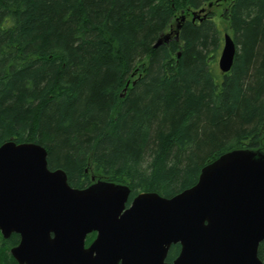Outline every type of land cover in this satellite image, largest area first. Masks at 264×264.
<instances>
[{"label": "trees", "instance_id": "1", "mask_svg": "<svg viewBox=\"0 0 264 264\" xmlns=\"http://www.w3.org/2000/svg\"><path fill=\"white\" fill-rule=\"evenodd\" d=\"M219 4L213 17L236 47L227 74L215 68L214 18L187 21ZM9 140L44 147L71 188L128 186L127 205L191 188L228 152L264 155V0H0V145Z\"/></svg>", "mask_w": 264, "mask_h": 264}, {"label": "water", "instance_id": "2", "mask_svg": "<svg viewBox=\"0 0 264 264\" xmlns=\"http://www.w3.org/2000/svg\"><path fill=\"white\" fill-rule=\"evenodd\" d=\"M204 12H193L192 21ZM170 35L154 47L168 44ZM235 52L224 34L222 74L232 68ZM130 193L108 182L71 188L63 170L48 169L44 147L0 145V231L5 238L20 235L11 251L19 264H263L264 155L228 152L171 198L140 193L127 206ZM91 233L96 238L85 248ZM175 245L179 254L168 263Z\"/></svg>", "mask_w": 264, "mask_h": 264}, {"label": "flooded vegetation", "instance_id": "3", "mask_svg": "<svg viewBox=\"0 0 264 264\" xmlns=\"http://www.w3.org/2000/svg\"><path fill=\"white\" fill-rule=\"evenodd\" d=\"M50 171H54V170H50ZM51 237H53V236L51 235ZM95 238H96V233L88 234L86 236V239H85V245H84L85 248H88L90 246V244L94 241ZM19 243H20V235L15 234V233H11L8 237L5 238L3 236V234L1 233V231H0V255H2V253L6 250V254L10 257L8 259L9 264H19L13 258L12 254H11L12 249L18 247ZM172 247L174 249L175 248L177 249L175 251V253L172 255V257H171L172 258V261H174L176 259V257L178 256V254H179L180 246L179 245L171 246L169 248V250H168V254H169V251H170V249ZM168 254H167L166 262H168L167 259H169ZM171 262H168V263H171Z\"/></svg>", "mask_w": 264, "mask_h": 264}, {"label": "rangeland", "instance_id": "4", "mask_svg": "<svg viewBox=\"0 0 264 264\" xmlns=\"http://www.w3.org/2000/svg\"><path fill=\"white\" fill-rule=\"evenodd\" d=\"M219 6H221V7H219ZM219 6L218 7H216V6H213L212 8H210V10H207V8L206 7H204L205 9H206V11H208V12H213V14L211 15V14H209L208 16H207V14H206V17H207V19H209V18H214V17H216V15H218V14H220L221 12H222V10H223V8L225 7V4H219ZM215 14V16L213 17V15ZM179 17V16H178ZM191 17H188L187 18V21L189 20V21H191ZM214 20L217 22V24H218V27L222 30V34H227L228 33V29H227V27H226V24L224 23V22H221V23H219V21L217 20V18H214ZM223 36V35H222ZM220 50H221V48L219 49V52H218V54H217V57H216V59H215V68H216V70L219 72V74H220V71H219V69H218V58H219V53H220Z\"/></svg>", "mask_w": 264, "mask_h": 264}, {"label": "bare ground", "instance_id": "5", "mask_svg": "<svg viewBox=\"0 0 264 264\" xmlns=\"http://www.w3.org/2000/svg\"><path fill=\"white\" fill-rule=\"evenodd\" d=\"M165 35H170V33H167V34H164L163 36H165ZM163 36H161L160 38H162ZM171 36V35H170ZM160 38H158V39H160ZM157 39V40H158ZM172 40V37H171V39L169 40V43H170V41ZM157 42V41H156ZM168 43V44H169ZM168 44H164V45H162V46H167ZM154 46H155V44H154ZM155 48V47H154ZM179 55V54H178ZM125 91V90H124Z\"/></svg>", "mask_w": 264, "mask_h": 264}]
</instances>
